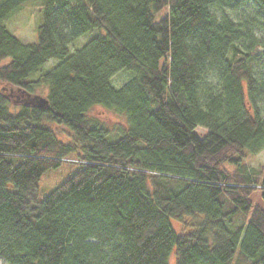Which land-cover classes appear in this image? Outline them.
<instances>
[{"label":"trees","instance_id":"obj_1","mask_svg":"<svg viewBox=\"0 0 264 264\" xmlns=\"http://www.w3.org/2000/svg\"><path fill=\"white\" fill-rule=\"evenodd\" d=\"M24 1L0 0V261L264 264V0H41L33 42L2 22Z\"/></svg>","mask_w":264,"mask_h":264},{"label":"rangeland","instance_id":"obj_2","mask_svg":"<svg viewBox=\"0 0 264 264\" xmlns=\"http://www.w3.org/2000/svg\"><path fill=\"white\" fill-rule=\"evenodd\" d=\"M40 3L41 0H25L15 11H13L6 19L2 21L3 24L21 41L33 42L35 40V26L41 20V11L39 9ZM93 33L95 32H87L79 36L74 42V46H79L88 37L93 35ZM7 60L8 57L2 62L4 63ZM55 62L56 60L49 59L47 62H45L43 68H50ZM129 75L130 74L128 71L121 69L111 76V83L114 86H119L129 77ZM45 90L46 87L41 85L36 91L43 94L45 93ZM0 91L9 93L8 83H3L0 81ZM15 102L20 104V101ZM87 114L101 120L108 127H111L117 122L123 120V117L120 113L100 105L91 107L87 111ZM47 125L54 131L55 135L59 139L63 141L68 140L70 134L66 127L53 123H47ZM195 132L197 134H201L203 129L200 127H195ZM262 164H264V147L248 161V165L255 169ZM77 169V163L70 161H62L58 166L46 169L37 180V186L39 189L38 198L41 199L46 196L56 185L60 184L63 180L71 176ZM261 191L262 190L259 187H255L250 192L249 197L253 204L259 205L264 210V198L261 195ZM172 225L177 232H182L184 230L181 222L172 220ZM238 249L239 245L237 244L234 257L236 256ZM0 264L5 263L0 261ZM168 264H173L172 255L168 260Z\"/></svg>","mask_w":264,"mask_h":264}]
</instances>
